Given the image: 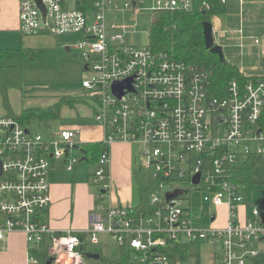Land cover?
<instances>
[{
	"label": "built area",
	"instance_id": "built-area-1",
	"mask_svg": "<svg viewBox=\"0 0 264 264\" xmlns=\"http://www.w3.org/2000/svg\"><path fill=\"white\" fill-rule=\"evenodd\" d=\"M144 1H126L121 8L113 0H42L44 13L36 0H20L23 34L84 35L77 44L90 73L83 86L93 90L87 95L93 101L92 124L103 130L102 139L96 141L102 149L91 175L93 182V178L98 181L99 192L88 228L54 229L49 222L52 160L61 161L68 171L86 161L79 154L87 143L81 138L82 126H59L45 137L33 133L19 118L3 115L0 239L22 230L29 244V259L35 261L37 251L45 252L51 264H88L87 244L96 243L106 232L121 251L112 264H182L181 249L193 243L211 244L215 264H258L255 259L261 249L256 243L264 241V208L252 205L246 220H241L240 208L249 203L232 175L250 155L264 160V82L250 78L240 84L234 79L225 94L217 95L197 67L166 51L154 50L150 44L126 43L110 10L133 9L139 14ZM244 2L240 0L242 9ZM152 3L154 12H188L197 7L211 10L217 3L227 7L228 0ZM219 15L222 13L213 16ZM213 29L215 37L214 23ZM238 31L243 34L242 28ZM252 39L255 45L261 43L258 37ZM244 40L242 35V48ZM241 73L246 75L243 70ZM130 79L133 89L125 88L118 97L114 83ZM117 142H141L150 148L144 153L152 154L147 167L155 179L150 196L156 206L153 211L139 214L133 205L103 204L112 188L105 180L110 179L111 147ZM198 174L200 181L195 183ZM176 189L185 192L168 199L167 194ZM200 189L210 195L204 197L202 215L196 216L181 199ZM221 205L228 207L224 227L214 224L218 215L209 211L211 206Z\"/></svg>",
	"mask_w": 264,
	"mask_h": 264
},
{
	"label": "rangeland",
	"instance_id": "rangeland-1",
	"mask_svg": "<svg viewBox=\"0 0 264 264\" xmlns=\"http://www.w3.org/2000/svg\"><path fill=\"white\" fill-rule=\"evenodd\" d=\"M126 1L130 0H113V3H117L124 8ZM250 3H256L258 11L249 9ZM246 12L252 13L253 17L248 19L245 24L243 34L239 33L240 24L238 19L240 17V0H232L228 3V11L226 16H221V24L216 19L215 26V39L216 42L223 45L225 58L227 61L236 64L240 70H243L246 75H262L264 73V67L261 64L262 53L264 50V18H256L257 13L261 12V7L264 6V0H246L244 2ZM152 0H145L141 4V12L135 14L132 10L126 12L120 10H110V17L116 20V23L121 26V31L124 32L125 42L134 45L150 44V30L152 26V19L154 11L152 10ZM131 9V8H130ZM126 12V13H125ZM124 13V14H120ZM120 14V15H119ZM119 15V16H118ZM223 17V18H222ZM253 19L258 23L255 29L251 22ZM223 21V23H222ZM258 25V27H257ZM224 29H228L225 31ZM230 29V30H229ZM233 30V33L231 32ZM20 35L16 33H9L5 39L1 41L2 46L17 48L20 46ZM245 37V47L242 48L241 36ZM30 36V35H29ZM49 36V37H48ZM40 35L31 36L40 40V46L37 49L36 56L33 59H26L23 62V89H12L10 91V102L13 111H19L22 107H45L53 103L60 96H74L75 98H82L75 107L64 105L62 109L63 116H73L76 113L91 118L94 115L93 101L87 96L93 90H87L83 86V80L89 76V72L84 68L85 60L81 56V50L78 49L77 44L83 40L84 35L82 33L66 34L61 38H56L52 35ZM258 37L261 40V44L254 46L253 39ZM29 38V37H27ZM68 47L70 49H68ZM3 104V103H2ZM4 107V106H3ZM95 123L94 120H91ZM25 124L27 128L31 129L35 134H41L45 137H49L53 129L58 128L60 125L67 126L72 125L70 123H60L59 120H51L45 122L38 118L31 120L26 119ZM79 125V124H76ZM84 138L90 136H98L100 129L96 125H84L83 127ZM130 143L126 151H130L133 159V176L130 182L124 184L119 183L117 180L108 178V183L112 188L106 193V199L103 204L108 207L109 202H116L120 199L122 202L130 203L135 206L138 204L139 186L142 184L146 187L154 186L155 179L153 173H151L147 167V164L152 156L149 152L150 148L141 142H128ZM55 162L54 160L52 163ZM65 169V168H64ZM78 169V170H77ZM77 171H82L81 174L84 177H88L94 173L95 167L90 164L80 163L76 166ZM91 178V176H90ZM91 180L90 189L95 195L99 192L98 181L93 178ZM204 186V184H202ZM210 195L203 189L197 190L189 194L188 199H181L183 206H190L193 215L201 216L203 213V206L205 205L204 197ZM110 196V198H109ZM243 196L247 198L249 206L247 210L251 212L254 203L256 206L264 208V184H249L243 190ZM211 215L217 214V224H220L221 218L227 214L226 205L211 206L209 209ZM240 216L243 217L244 210L241 208ZM241 217V218H242ZM256 248L264 249V241L257 242ZM212 246L209 243L192 244L188 248L181 249V253L187 256V260L194 262L196 259H200L202 264L213 263ZM86 252L100 253L101 258L87 257L88 264H102L103 258L110 260H116L121 253L120 248L116 245L113 236L106 232L101 233L96 243L90 242L86 246ZM48 259L47 254L44 252L41 257V262L46 264ZM200 263V264H201ZM183 264V263H182ZM214 264V263H213Z\"/></svg>",
	"mask_w": 264,
	"mask_h": 264
},
{
	"label": "trees",
	"instance_id": "trees-1",
	"mask_svg": "<svg viewBox=\"0 0 264 264\" xmlns=\"http://www.w3.org/2000/svg\"><path fill=\"white\" fill-rule=\"evenodd\" d=\"M89 2L91 3L92 0ZM226 10L227 7L220 3H217L211 10H203L199 7L188 12L156 10L150 30V46L154 50L166 51L175 59L197 67L205 75L213 93L217 95L225 94L228 84L234 79L240 84H245L250 78L260 79L264 82V73L262 75H244L236 64L229 61L222 62L218 55L205 48L203 23L211 21L214 14L224 13ZM36 53L37 49L33 47H0V95L4 107L16 118H19L22 123H25L26 119L38 118L45 122L59 120L60 123L65 121L80 126L91 124V118L79 113L73 116L62 115L64 105L75 107L82 100V98H75L74 96H60L45 107H25L19 113L13 111L10 102V89H23V62L26 59H33ZM261 64L264 67V54L261 58ZM262 120L264 121V108ZM101 149L100 143L87 142L80 148L79 154L85 157L84 159L88 164L95 167ZM232 181L238 184L242 190L249 184H264L263 158L258 155H250L241 165L233 169ZM152 190L153 186L146 187L142 184L139 186L140 199L138 204L134 206L137 213L151 212L156 208L150 200ZM251 205L255 204L252 203ZM204 220L210 223V219ZM36 255H39L38 251ZM180 259L184 264H199L198 259L189 263L186 255H181ZM117 260L103 258L102 264H112ZM255 260L258 264H264V249L260 250V254Z\"/></svg>",
	"mask_w": 264,
	"mask_h": 264
},
{
	"label": "crops",
	"instance_id": "crops-1",
	"mask_svg": "<svg viewBox=\"0 0 264 264\" xmlns=\"http://www.w3.org/2000/svg\"><path fill=\"white\" fill-rule=\"evenodd\" d=\"M231 2L232 0H228V3H231ZM227 7H228V4H227ZM249 9L252 10L253 12L254 10L258 11V6L256 3H253V4L250 3ZM260 9H261V12L259 14L257 13L258 17L256 18H262V15L264 18V6L261 7ZM227 11L228 9L226 10V12L222 13V16H226ZM251 14L252 13H250V16L254 18L253 15ZM248 16H249V13L246 12L245 7L243 9L240 7V17L238 19V23L240 24V28L243 29V32H244V29L246 28L245 24L247 20L250 18V16L249 17ZM220 18L221 16L219 17L212 16L211 22L214 23L215 20L218 19L219 24H221L222 19L220 20ZM254 19L251 22V24L255 28L256 24L258 23ZM250 21H251V18H250ZM231 32L233 33V30H231ZM9 33L21 34L20 35L21 44L19 47H33V48L38 49L40 46L39 45L40 40H38L37 38L31 37L34 35H30V36L25 35L21 31V28H20V0H0V47H5V46H2L3 44L1 43V41L5 39ZM36 35L37 36H40V35L48 36V33L35 34V36ZM56 38H61V37H56ZM252 44L254 46H257L254 43ZM263 54H264V50H263L262 56ZM12 89H19V88H12ZM12 89H10V91ZM2 103L3 102H2L1 95H0V117L3 115H13L5 107H3L4 105ZM23 108L24 107H22L19 111H16V112L14 111V112L19 113L21 112ZM91 120H92V117H91ZM72 125H67V126H72ZM88 125H93V124L91 123ZM83 126L84 125H82V127ZM98 127L100 129L99 135L96 137L95 135H93V136H90L89 138L88 137L84 138L83 128H82V134H81L82 140L85 142L100 141L103 137V130L100 126ZM129 145L130 143L128 142H117L113 144V146L111 147L112 159H111V164L109 165V168H108L110 178H112L113 181L117 180L119 183H122V184H124L125 182H130L133 176V168H134L133 159L134 158L131 156L130 151H126ZM54 161L55 162L52 163V170L50 172V177H49L50 184H51V196H52V205H51L50 212H49L50 225L58 231H63L67 229H75L77 231H83L90 226V214L95 207L96 195L93 192H91V189L89 186L91 184V178H90L91 173L88 174V177L83 178L81 174L82 171L80 172V171H77L78 169L77 170L75 169H76V166H78L80 163H86V164L88 163L86 161L80 162L73 168V170L68 171L62 167L61 161L56 160V159H54ZM134 171H135V168H134ZM110 202L115 205H118V204L131 205L130 203L122 202L120 199L117 201V203L113 201H110ZM241 208L244 210V215L243 217L242 216L240 217H242L241 218L242 221H245L248 210L247 208H245V206H241ZM217 220L218 219H216V221L214 222L216 226L224 227L227 225L228 207H227V214L225 217L221 218L220 224L216 223ZM29 252H30L29 244L22 230L13 231L10 234L6 235L3 239H0V264H43L41 262V257L43 256L44 252H39V255H37L38 259L35 261H32L29 259ZM212 256H213V263L215 264V257L213 255V252H212ZM198 260L200 264L201 260L200 259ZM47 262L48 261L46 260V264Z\"/></svg>",
	"mask_w": 264,
	"mask_h": 264
},
{
	"label": "water",
	"instance_id": "water-1",
	"mask_svg": "<svg viewBox=\"0 0 264 264\" xmlns=\"http://www.w3.org/2000/svg\"><path fill=\"white\" fill-rule=\"evenodd\" d=\"M38 5L40 6V8H42L43 12L45 13V6L42 2V0H36ZM135 3V1H134ZM203 32H204V38H205V48L208 49L210 52H212L213 54H216L219 56L220 60L222 62H226V58H225V53H224V48L223 45L215 43V37H214V29H213V23L211 21H205L203 23ZM84 68L87 70L88 69V65L85 64ZM131 79L127 80L125 82H121V83H114L113 85V91L114 93L118 96L121 97L123 95V91L125 88H132L131 85ZM195 183H199L200 181V174H198L195 177ZM185 190L184 189H176L175 191L169 192L167 194L168 199H172L177 197L179 194L184 193ZM262 216H263V220H264V211L262 212ZM88 257H94V258H101V254L100 253H87ZM51 261H48L47 264H51Z\"/></svg>",
	"mask_w": 264,
	"mask_h": 264
}]
</instances>
